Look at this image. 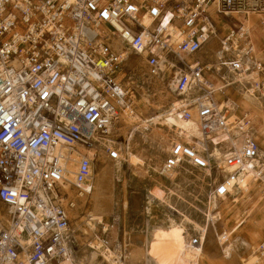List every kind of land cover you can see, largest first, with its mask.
I'll return each instance as SVG.
<instances>
[{"label":"built area","instance_id":"1","mask_svg":"<svg viewBox=\"0 0 264 264\" xmlns=\"http://www.w3.org/2000/svg\"><path fill=\"white\" fill-rule=\"evenodd\" d=\"M249 20L264 31V0H0V203L6 216L0 218V264H82L64 185L70 176L79 191L91 183L99 153L123 162L121 117L134 109L120 72L131 55L183 101L184 120L195 110L208 145L205 151L173 142L162 172L186 164L224 175L210 179L213 200L229 196L241 173L250 171L264 186L251 121L242 117L240 135L231 133L229 110L219 107L207 86L210 71L195 57L219 35L221 68L255 72L260 80L246 86L264 91V61L244 24ZM217 134L229 136L213 143ZM216 149L220 157L212 155ZM94 239L99 250L109 248L96 232ZM190 243L202 241L196 236ZM119 252L124 260L123 248ZM253 254L264 259V242Z\"/></svg>","mask_w":264,"mask_h":264},{"label":"rangeland","instance_id":"2","mask_svg":"<svg viewBox=\"0 0 264 264\" xmlns=\"http://www.w3.org/2000/svg\"><path fill=\"white\" fill-rule=\"evenodd\" d=\"M252 30H255L254 24H252ZM259 30L262 31L261 29ZM251 39L255 47L256 56L260 58L262 61H264L263 34L260 35L259 33L253 32L251 33ZM257 43H263V46L258 44L256 47ZM207 50L206 48H204L195 57L200 59L201 61L207 60V64H216L214 55ZM133 57L134 56L131 55V58L129 57L128 61L130 59H133ZM222 70L223 72L227 71L224 68H222ZM120 74H121L120 79H122L121 81L123 86L128 87L132 92L131 97H132L133 109H134L133 117H132L133 118L132 120L134 121L132 122L128 121L124 117L123 118L124 122H123V126L121 127L120 135L122 129L127 131L130 129L138 128L133 133L132 139L130 140L131 142L129 144L131 151L130 162L132 165V169L128 172V176H127L128 177L127 185L131 189L128 192L127 205L129 198L130 208H134V204L136 206V203L132 196V193L135 191L130 185V183H133L134 181L137 182V184H144V185L147 184L148 187L151 186L149 187V189L152 187L155 188L156 186H159L160 189L164 191L168 189L177 190L174 191L175 193H173V196L169 198L170 204L178 213L179 212L181 213V218L188 217L189 220L191 221L190 224L186 226L190 239L199 236L201 238L203 245L210 246L211 243H214L212 240L215 239L213 238V233H209L210 231L208 230V227L211 226L210 225L211 223L209 224V222L212 221L211 218L213 217L212 215L213 208L210 212V217L208 218L206 215L208 213V207L214 202V201H209V194L210 191L213 189V186H211V182H212L211 180H213L216 177L217 179L220 180L221 177L224 175L221 174L220 176V174L215 173V171H211V174H209L208 172L206 176V172L204 170H198L186 164L181 165L177 170L173 172H162L161 171L162 165L164 163V160L168 156L170 150L164 144H162L157 139H154L150 135L153 129L151 126H150L151 129L147 130L146 128L141 127L142 125L141 122L148 119L154 113V110H152L151 106H155V105L159 106L157 104L158 103L157 89L160 87L159 83H161V86L164 89H167L168 83L161 82V80L159 79L150 77L147 72V69L142 64V62L141 64L139 63L136 66H131L129 62H126ZM228 76L230 77L229 73ZM228 76L224 78L226 81H228L227 79H229ZM256 80L259 81L260 79L256 78ZM227 89L230 91V93L229 94L226 93L228 96H224V95L222 96V99L220 100L222 102L227 101L228 99L232 98L234 95V91H235L234 86H230ZM243 89L244 91H247L249 89L253 90V88H250L249 86L246 85L243 87ZM254 96L257 99H259L258 101L260 102V106H262V108L264 109V98L261 96V93L254 92ZM241 99H240V103H243ZM233 100L236 104H238V96L233 98ZM170 101H172V99L168 98V100L164 102L165 104L162 103L161 106L166 105L165 107L162 108L167 109L170 106L169 104L171 103ZM247 106L248 107L244 106L245 108H243L240 105H236L235 107H232L234 109L228 108L229 113L230 114L233 113L234 117H236L233 123L230 124L232 125L230 126L231 127L230 131H232V129L236 127L235 125L239 123V120H241L242 117L246 116L247 119L251 121L252 133L260 147V151L264 153V115H263L264 110H259L254 108L259 111V115L255 117L252 109H248L253 106L251 105H247ZM136 114L139 115L140 118H138ZM229 120H230V116L228 117V121ZM171 128L172 126L170 124H166V128L162 129L165 132V136L171 139L173 142L175 141L184 142L183 139H181L172 132ZM236 130L237 128H235L231 133L236 134L237 132H239V129L238 131ZM191 145L195 147L194 144L191 143ZM209 149H211L210 145H209ZM214 151L215 150L212 151V154L214 153ZM121 152L123 153L122 150ZM263 153H259V159H261V161L264 163ZM99 168H100V163H98L96 166L95 169L96 173L99 170ZM134 172L136 174H134ZM137 173H143L145 174V177L141 178L140 176H138ZM170 173H173V175H171ZM208 175L210 176V178ZM172 182H175V184L180 188L179 189L175 188L176 185H172ZM244 185H245L244 187H246L244 188V190L241 189V191H238L235 189L233 193V197L227 196L225 199L221 198L222 201H219L218 203L221 215L218 216L219 218H218V223L216 224V230L218 232L221 230L222 232L224 231V233H229L231 235L230 242L233 246V253L231 254L232 255L231 257L229 251H227L226 249V244H223L224 241L223 243H219L217 245L219 250L218 258H223V259H219V261L220 260H224V261L218 263L215 262L214 264H257L256 256L248 257L250 253L249 243H251L252 245L251 247L253 250L259 243L264 242V186L263 184L259 183L256 179L252 178L251 174L249 175ZM121 189L122 186L117 187L115 193L116 205L114 208V213L112 215V218L110 216L108 217V219H106L107 225L110 224L111 226H114L112 222L113 219H116V221L118 220L119 224L122 221L123 225L127 220V218L124 215V214L127 215V208H126V212H124L121 204L122 203L121 200L123 201L121 195ZM138 198H140L139 195ZM163 198L165 199L166 196ZM145 202H148V199ZM138 204L140 205V199ZM148 207H149V211L146 212L147 216L146 214H144L143 216L141 215L138 221H136V224L140 225V227L138 228L139 233L136 235H138V237L141 236L139 239H142L139 242L137 241L138 243L136 244L132 243V237H130V241H128L129 236L127 234V230L125 229H124V232L126 233L125 236L124 234L121 235L123 228L118 229L117 227L118 223L116 224L117 226L115 225V231L116 233H118L117 236H118V242L120 243L119 245L120 247H121V238L125 237L124 239L126 242L124 241L125 243L124 249L125 250L127 249V251L123 255L124 258L128 259L129 257L128 254L131 253L134 248H141V249L145 248L147 252L146 256L148 257L146 259L148 261L147 264H161V260L159 259H161L162 257V251L159 248L157 249L156 247H154L153 244L148 245V243L149 244L152 243L147 237L148 231L152 226L162 224L167 220V217H170V223H168V225L166 226L169 227V233H171L170 236L174 238L175 234H177L178 231L181 229L178 225L180 221L179 219L180 217L178 213H176V211L172 212L169 209H166L161 205H158L157 203H154L152 207L151 206ZM2 209L3 207L0 205V213H4L2 212ZM80 213H82L83 216L85 215L84 211H81ZM71 220L75 225L77 221L73 219ZM147 220L151 221L149 223V226L147 224ZM194 226H196L197 228L199 226V228L197 229ZM95 227H96L95 232L98 233L101 232V229L99 227L97 226ZM206 230H208V233L206 232ZM78 231H80L79 228ZM108 231L109 234L111 232L110 228H108ZM153 235L154 234L152 233V236ZM78 236H79L78 240L80 244L84 245L82 249L89 250L86 245L91 244V241L83 240L82 239L83 237L80 238V233L78 234ZM117 236L114 234L113 236L110 235L109 237L113 239H117ZM225 251H227V253ZM114 253H116L119 256L120 252L116 251ZM205 260L203 259V262H205ZM101 262H102V258L99 257L98 263L101 264Z\"/></svg>","mask_w":264,"mask_h":264},{"label":"bare ground","instance_id":"3","mask_svg":"<svg viewBox=\"0 0 264 264\" xmlns=\"http://www.w3.org/2000/svg\"><path fill=\"white\" fill-rule=\"evenodd\" d=\"M237 20L242 21L241 17H237ZM244 24L247 26L249 35L251 37V33L255 32L254 30H252V24H254V23L251 20H249V21H245ZM228 28L229 27L226 24L222 25V29L224 31H226ZM255 29H257L259 32L264 34V32L260 31L259 28L256 27V25H255ZM221 41H222L221 36L217 35L216 38L212 39L209 42V44L206 46L207 48L205 47L206 49H208L209 52H211L214 55V59L216 60V64L212 65L211 68H212L213 73H216V74L220 72L219 59H221V50H222L221 49V47H222ZM114 48L118 49L119 51L121 50V48L118 46L117 43L114 45ZM129 57L131 58V56H129ZM128 59H127V62H129L131 66H136L139 63L141 64V62H142L141 59L138 57H133V59H130L129 61H128ZM228 72L231 74L229 79H227L229 82L224 81L223 86L221 87L220 90L224 89L223 91H225V90H227L228 87L234 86L235 88L239 89L241 93H243L241 95V97H242L243 105L245 107H247V105H251L256 109L264 110L262 108V106H260V102L258 101L259 99H257L254 96V91L251 89L244 91V89H243V87L245 85L249 84V82L252 79L256 80V78H255L256 73L253 72V73L247 74L244 72H240V73H232L230 71H228ZM159 84H160V87L157 89V95H158L157 96L158 97V103L157 104L159 106H156V105L151 106L152 110H154V118L146 119L145 121H143L144 123L141 125V127L146 128L147 130H150L151 129L150 126H151L153 129H152L150 135L154 139H157L158 141H160L162 144H164L170 150V146L173 143V141L171 139L167 138L165 136V132L162 130V129L166 128V124L168 123L172 126L171 129H172V132L174 134H176L178 137L179 136L184 137L183 141L185 143H187V144H191V143L193 144L194 143V145H196L195 148L200 149L198 144L194 141V139L192 137V136H195V137L202 138V135L200 133V129L198 126V121L196 118L195 110L191 111V116H192L191 120H184L181 117L180 113L178 112V109L182 105L183 101H181L180 99L176 98L175 96H173L171 94V92L169 90V86H167V89H164L161 86V83H159ZM207 86L210 87V89H212L210 84H207ZM214 91L215 90H213V95L216 94ZM131 93L132 92L130 90V94ZM222 96H223V94H222ZM222 96H221V98H222ZM168 98L172 99V101H170L171 103H169L170 106L167 109L162 108V107L166 106V105H164L165 104L164 102L167 101ZM214 99H216V98H214ZM162 103H164L163 104L164 106H161ZM219 107H221V106H219ZM263 115H264V112H263ZM124 117L128 121H131V122L134 121V120H132L133 119L132 118L133 113L132 114H126V113L123 114L121 117L122 121L124 120L123 119ZM230 126H232V125H230ZM135 130H136L135 128H134V130L130 129L127 131L122 129V132H121L119 139L122 140V142H126L129 138L132 139V135H133V132H135ZM236 135H240V133L237 132ZM227 136H229V135H227ZM227 136L224 134H217L214 137H212L211 139H212L213 143H219V142L226 140ZM237 141H239V140H237ZM200 143L203 146L202 150L207 151V145H204L203 141H200ZM235 146L239 147V142H236ZM129 153H130V150H129V152L128 151L125 152L124 156L121 155L123 162H114L112 160L107 159L103 153H99V155H100L99 156L100 168L97 171V173L96 172L94 173L93 178L91 180V183L81 186V191H79L77 188L73 187L70 184V182H72L71 176L67 178L68 183H66L64 185V189L68 195V199L73 201V204H74V208L72 210H69V212H70L69 214H70L71 219L77 221L75 223V226H76L77 230L79 228L80 238L83 237L82 238L83 240L87 241V240H90V238H93V236H94L93 231H94V228H96L95 227L96 224L101 223L104 227V230H106V227H107L106 219H108V217L112 216L114 213V208L116 205L115 193H116L118 186H122V192H123L122 196L124 197L122 204H123L124 212H126V208H127L126 196H127V194H125V193H128L127 192L128 190L126 188L127 182H126L124 175L128 169L127 163H129V162H128L127 156L129 155ZM260 153H262V152L260 151ZM212 155L215 157H220L222 155V153L216 149ZM74 169H75V163H72L70 166V169H69V172L71 175L74 172ZM232 171H233L232 169L228 170V172H232ZM205 172H206V176H207V173L209 171L206 170ZM250 174H252L250 171L247 173H241L240 174L239 179H238V187H236L237 189L243 187V185L246 183ZM157 189H160V187L158 186ZM232 190L233 189L229 188L228 193ZM174 191H177V190L173 189L171 191H168V195L166 194L165 191L162 194L164 197L165 196L166 197H172L173 193H175ZM155 192L157 193V196H161L160 195L161 192H159V190H155ZM151 197H152V195H151ZM220 199H218V200H213L212 198L209 199V201H214V202L212 203L213 205L211 204L208 207V213L206 214L207 217L209 218L210 212L213 208V211H212L213 217L211 218L212 221L209 222V224L211 223L210 224L211 226L208 225L209 226L208 230L210 231L209 233H213V238H215L214 239L215 241L212 240L214 243H211L210 246L209 245L206 246L203 244H201V246L191 245L190 242L192 239H190L189 234L187 232L188 230L186 227L188 224H190L191 221L189 220L188 217L181 218V213L180 212L178 213L176 210H175L176 213H178V215L180 217L179 218L180 221H179L178 225L181 229L178 231L177 234H175L174 238H172L170 236L171 233H169V231H165L164 234H162L163 236H161L160 238L157 237L159 240H156L157 238L155 239L154 235L152 236V232L151 233L148 232V234H149L148 238L152 242L151 244L148 243V245L153 244V246L155 245L154 247H156L157 249L159 248L162 251V257H161V259H159V260H161V262L171 263V264H214L215 262L218 263V262L224 261V260L219 261V259H223V258H218L219 257V250L217 247V245L219 243H223V241H224L223 244H226V249H227V251H229V254L233 253V246L230 242L231 235L229 233H224V231L222 232L220 230L221 228L219 229L221 232L220 231L218 232L216 230V224L218 223V218H219L218 216L221 215L220 208L218 206ZM163 200H165V199H163ZM161 201H162V199H161ZM81 211L85 212L84 216L82 215V213H80ZM124 215H126V214H124ZM0 218L3 221H5L6 220L5 213H0ZM169 221H170L169 217H167V220L164 223H166L168 225V223H170ZM192 224H194V223H192ZM194 227H196V226H194ZM224 227H225V225H224ZM198 228H199V226H198ZM208 230H206L207 233H208ZM156 236H157V234H156ZM78 238H79V236H78ZM92 242H94V241H92ZM92 242H91V244H89L90 245L89 247H92L93 249L98 250V248L100 247L99 243L98 242L92 243ZM209 243H210V241H209ZM251 246H252L251 243H249V248H250L249 252L250 253H249L248 257L255 256L253 254V251L255 248L252 250ZM227 251H225V252L227 253ZM146 254H147V252H146L145 248L144 249L134 248L132 250V252L128 254V256H129L128 259L124 258L123 264H147L148 261L146 259L148 257L146 256ZM89 255H88V250H83V249L80 250V259H81L82 264H93V259H91L92 257L90 258ZM117 256L118 255L114 252H111L109 254V258H111V259H115ZM231 257H232V255H231ZM216 258H218V259H216ZM203 259L204 260L206 259L205 262H203ZM233 260H235V259H233ZM228 261H229V259H228ZM256 263L257 264H264V259L257 257ZM24 264H26V263H24ZM60 264H69V262L66 261V262H62ZM109 264H111V263H109Z\"/></svg>","mask_w":264,"mask_h":264},{"label":"crops","instance_id":"4","mask_svg":"<svg viewBox=\"0 0 264 264\" xmlns=\"http://www.w3.org/2000/svg\"><path fill=\"white\" fill-rule=\"evenodd\" d=\"M256 33H259L260 35H262L263 33H261V32H259L257 29H255L254 30ZM263 36H264V34H263ZM261 45V46H263V43H257L256 44V47H257V45ZM207 48V47H206ZM207 50V49H206ZM208 51V50H207ZM211 53V52H210ZM261 54V53H260ZM198 59V58H197ZM200 60V59H199ZM201 61V60H200ZM203 64H206L207 65V68L209 69V71L211 72V73H209L208 74V84H210V86L212 87V89L213 90H215L214 92L216 93L215 95H214V98H216L215 100L218 102V105L219 106H221V107H227V108H231V109H234V108H232V107H235L236 105H240V106H242L243 108H244V106H243V103H240V99L242 98L241 97V95L243 94V93H241L240 92V90L239 89H237V88H235V91H234V95H233V97L232 98H230V99H228L227 101H223L224 102V104H223V102L222 101H220L222 98H221V96H222V94L224 95V96H228L227 94H229L230 93V91L227 89V90H225V91H223L224 89H222V90H220L221 89V87L223 86V82L224 81H226L224 78L226 77V76H228V71H224L223 72V70H222V68H221V66H220V72L219 73H213V71H212V65H215V64H207V60H203V61H201ZM230 74V73H229ZM231 75V74H230ZM229 77V76H228ZM227 82H229V81H227ZM220 90V91H219ZM229 91V92H228ZM227 93V94H226ZM261 93V96L264 98V91H262V92H260ZM236 96H238V104H236L235 102H234V100H233V98H235ZM241 97V98H240ZM242 100V99H241ZM248 107V106H247ZM248 109H252V111L254 112V115H255V117L257 116V115H259V111L258 110H256V109H254V107H251V108H248ZM136 116L138 117V118H140L139 117V115H137L136 114ZM152 118H154V113L152 114V116H150L148 119H152ZM233 118V119H232ZM234 119H236V117H234V114L232 113V114H230V120L228 121V123H229V125L231 124V123H233V121H234ZM141 120V119H140ZM232 121V122H231ZM122 122H124V120L122 121ZM142 124L144 123L143 121L141 122ZM239 123H241V120H239ZM239 123L238 124H236L235 126V128H237V130L236 131H238V127H239ZM168 124V123H167ZM234 128V129H235ZM135 129H137V128H135ZM233 129V130H234ZM134 130V129H133ZM232 130V131H233ZM231 131V132H232ZM235 131V132H236ZM134 133V132H133ZM240 133V132H239ZM234 134V133H233ZM180 137V136H179ZM193 137V139H194V141L198 144V146H199V148L202 150V148H203V146H202V144L200 143V141H203V143H204V145H207L206 143H205V140L203 139V137L202 138H200V137H195V136H192ZM181 139H183L184 140V137H180ZM131 140V138H129L126 142H122V140H120L119 139V141H120V143H121V150L123 151V153H122V155L124 156V154H125V152H129V150H130V146H129V144H130V141ZM123 143V144H122ZM126 143V144H125ZM194 144V143H193ZM126 145V146H125ZM189 145H191V144H189ZM192 146V145H191ZM127 147V148H126ZM195 147H196V145H195ZM197 149V148H196ZM200 149H198V150H200ZM207 151H208V145H207ZM131 152V151H130ZM211 152V151H210ZM263 153V152H262ZM264 154V153H263ZM127 159H128V162L129 163H127V165H128V169H127V171H126V173H125V179H126V182L128 181V172L132 169V165H131V162H130V153H129V155L127 156ZM132 173V172H131ZM134 174H136L135 172H134ZM138 174V176H140L141 178H143V177H145V174H143V173H137ZM171 175H173V173H170ZM131 182V181H130ZM130 185H131V187L134 189V191L135 192H133L132 193V195H133V199H134V201H135V203H136V206H135V204H134V208H130V201H129V198H128V205H127V215H125V217L127 218V220L125 221V223H124V225H123V223H122V221H121V223L119 224V221L117 220L116 222H113V225L114 226H112L111 227V225L110 224H108L107 225V227H106V229H108V228H110V230H111V232L108 234V232H107V234L105 235V236H101V234L100 233H98V232H96V233H98L99 234V236H100V238L102 237V238H105L106 240H108V245H109V248H105V249H101V250H99V248H98V250H95V249H93V248H88L89 250H88V255H89V257L91 258V259H93V264H100V263H98V258L99 257H101L102 258V262H101V264H109V263H111V264H123V260H120V258H121V256H120V253H119V256H117L115 259H111V258H109V254L111 253V252H116V251H118L119 252V245H120V243L118 242V233H116V231H115V225L118 227V229H120V228H123V230H122V232H121V235L122 234H124V236H125V232H124V229L125 230H127V234H128V241H130V237H132V243H138L140 240H142V239H139L141 236H139L138 237V235H136V234H138L139 233V231H138V228L140 227V225L139 224H136V221H138V219L141 217V215L143 216L144 214H146V212H148L149 211V207L148 206H153V204L154 203H157L158 205H161L162 207H164V208H166V209H169L170 211H172V212H175V209L171 206V204H170V200H169V198H171V197H166L165 198V200H163L164 198V196H163V190L162 189H157L158 188V186H156L155 188H150L149 189V187H151V186H147V184H137V182H133V183H130ZM172 185H176L175 184V182H172ZM138 186V187H137ZM245 185H243V187L242 188H236V190H238V191H241V189H243L244 190V187ZM126 188H127V192H129V190H131L130 189V187L126 184ZM175 188H180L179 186H177L176 185V187ZM152 189H153V191H152ZM155 190H159V192H161L160 193V195L161 196H157V193L155 192ZM172 189H168V190H165V192H166V194L168 195V191H171ZM234 191H235V189H233L232 191H230L229 193H228V195L229 196H231V197H233V193H234ZM143 192H144V194H143ZM123 192H122V189H121V195H123L122 194ZM125 194H127V196H128V193H125ZM150 194V195H149ZM138 195H139V197L140 198H138ZM145 195V196H144ZM151 195H152V197H151ZM127 196H126V199H127ZM163 196V197H162ZM122 198H124L123 196H122ZM152 198V199H151ZM162 199V201H161V199ZM226 197H223V199H225ZM115 199H116V194H115ZM139 199H140V205L138 204L139 203ZM148 199V202H145L146 200ZM236 199V198H235ZM124 200V199H123ZM160 200V201H159ZM222 200V199H221ZM220 200V201H221ZM116 201V200H115ZM164 201V202H163ZM166 201V202H165ZM121 202H123L122 200H121ZM158 202H160V203H158ZM163 202V203H162ZM168 202V203H167ZM218 202V201H217ZM167 203V204H166ZM122 204V203H121ZM0 205L3 207V209H2V212H4L5 211V209H4V206L0 203ZM148 205V206H147ZM147 206V207H146ZM122 208H123V204H122ZM173 208V209H172ZM172 209V210H171ZM174 210V211H173ZM123 211H124V209H123ZM146 216H147V214H146ZM112 217V216H111ZM116 220V219H115ZM169 220H170V217H169ZM151 221L150 220H147V224H148V226H149V223H150ZM170 222V221H169ZM107 224V223H106ZM146 224V225H147ZM167 224L166 223H162V224H158V225H155V226H152L150 229H149V231L148 232H152L153 234H154V237H155V239L158 237V238H160L161 236H163L162 234H164V232L165 231H169V227L168 226H166ZM95 226H97V224L95 225ZM117 229V228H116ZM95 230H96V228H94V231L93 232H95ZM161 230V231H160ZM160 232V233H159ZM116 235L117 236V239H113V238H111V237H109L110 235L111 236H113V235ZM156 234H157V236H156ZM159 235V236H158ZM147 237H149V234H148V236ZM125 237H123V238H121V248H123V250L126 252L127 251V249L125 250L124 248V241H125V239H124ZM156 239V240H159V239ZM139 239V240H138ZM149 239V238H148ZM90 241L92 242V241H95V239H94V236H93V238H90ZM138 241V242H137ZM126 242V241H125ZM92 243H94V242H92ZM155 243V242H154ZM155 246V245H154ZM83 247H84V245H83ZM112 250H114V251H112ZM230 254H232V253H230ZM123 256V255H122ZM95 257V258H94ZM119 261V262H118ZM161 264H169V263H163V262H161Z\"/></svg>","mask_w":264,"mask_h":264}]
</instances>
